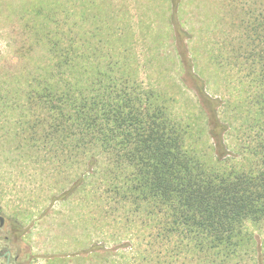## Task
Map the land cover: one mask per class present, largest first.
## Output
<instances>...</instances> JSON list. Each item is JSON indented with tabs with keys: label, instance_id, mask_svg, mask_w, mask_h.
Listing matches in <instances>:
<instances>
[{
	"label": "trees",
	"instance_id": "1",
	"mask_svg": "<svg viewBox=\"0 0 264 264\" xmlns=\"http://www.w3.org/2000/svg\"><path fill=\"white\" fill-rule=\"evenodd\" d=\"M181 3L171 0L169 27L205 128L175 114L172 95L145 84L125 49L114 58L99 41L74 40L66 13L52 18L62 13L52 3L28 7L40 16V60L20 84L19 74L0 82V101L22 111L20 158L40 166L41 177L49 168L47 178L73 181L69 190L57 183L58 196L101 178L109 202L133 214V225L157 220L180 254L210 263L255 242L247 225L264 226V0H229L228 22L210 25L207 58L233 86L234 100L208 93ZM30 45L22 56H32Z\"/></svg>",
	"mask_w": 264,
	"mask_h": 264
},
{
	"label": "rangeland",
	"instance_id": "2",
	"mask_svg": "<svg viewBox=\"0 0 264 264\" xmlns=\"http://www.w3.org/2000/svg\"><path fill=\"white\" fill-rule=\"evenodd\" d=\"M41 3L60 9L62 13L52 18H64L66 13L65 18L74 25V40L82 36L88 47L99 41L101 49L114 58L125 49L145 84L172 95L175 114L191 116L206 127L205 117H196L200 108L195 84L185 74L172 40L171 0H0V82L19 74L14 81L20 84L35 72L42 53L34 44L40 16L27 9ZM228 3L182 0L179 17L193 32L188 42L190 48L195 47L191 53H196L199 68L204 69L208 93L234 100L233 86L223 73L215 71L205 46L215 30L210 25L221 17L228 22ZM29 44L32 56L24 57ZM5 101H0V243L8 246L12 264H264V226L247 225L256 240L246 243L238 255L211 257L212 262L205 263L185 252L180 254L177 238H168L157 220L133 225V214L109 202L101 178L88 179L71 196H58L56 184L69 190L73 181L55 173L47 178L49 170L54 172L49 168L41 177L40 166L20 158L15 147L24 134L22 111L11 113L3 105ZM205 107L209 112L210 107Z\"/></svg>",
	"mask_w": 264,
	"mask_h": 264
},
{
	"label": "flooded vegetation",
	"instance_id": "3",
	"mask_svg": "<svg viewBox=\"0 0 264 264\" xmlns=\"http://www.w3.org/2000/svg\"><path fill=\"white\" fill-rule=\"evenodd\" d=\"M1 220V224H3V219L0 218ZM18 237H20V234L18 235ZM12 256H11V252L8 249V246H3L0 243V263L1 264H12Z\"/></svg>",
	"mask_w": 264,
	"mask_h": 264
}]
</instances>
